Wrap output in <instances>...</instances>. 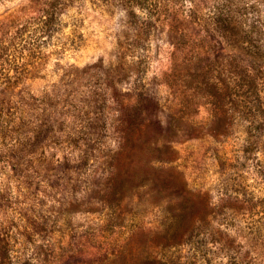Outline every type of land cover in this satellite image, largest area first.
Wrapping results in <instances>:
<instances>
[{"label":"rangeland","instance_id":"374dc122","mask_svg":"<svg viewBox=\"0 0 264 264\" xmlns=\"http://www.w3.org/2000/svg\"><path fill=\"white\" fill-rule=\"evenodd\" d=\"M0 264H264V0H0Z\"/></svg>","mask_w":264,"mask_h":264},{"label":"trees","instance_id":"16d2710c","mask_svg":"<svg viewBox=\"0 0 264 264\" xmlns=\"http://www.w3.org/2000/svg\"><path fill=\"white\" fill-rule=\"evenodd\" d=\"M213 17L215 19V21H217V19H219V14L218 13H214ZM221 20V19H220ZM232 30V29H231ZM204 84L207 86V88L205 89L206 93H208L209 95L217 98L219 101L222 100L221 94L219 93V91L216 90V84H214L213 82L211 83V81L209 79H204L203 77V81ZM221 119H216L213 124H214V129L213 127H210V130H215V133H219V130L221 129V127L219 126V124H221ZM219 126V127H216ZM144 142L139 143L137 146V151L138 153H136L134 156H132L131 158H129V168H133L134 175L138 172H140L142 166L145 167V165H152V167L155 165V163L157 162H163V161H168V159H165L164 157V153L161 152L160 150V141L157 140H153L152 137L142 140ZM146 165V166H147ZM130 171V170H129ZM153 171H155V169L153 168ZM130 178H132V173L130 171ZM130 181H132L134 184H137L139 186V184L136 182V179L133 178L132 180L130 179ZM172 178H164V179H159L156 178V176L154 177V180H152V185L154 184V187H158V184H160L161 182H171ZM188 201H190L188 198H186ZM185 200V199H184ZM189 205H193V204H189ZM194 209V206H193ZM194 210H190L189 208L186 209L187 213H191Z\"/></svg>","mask_w":264,"mask_h":264}]
</instances>
